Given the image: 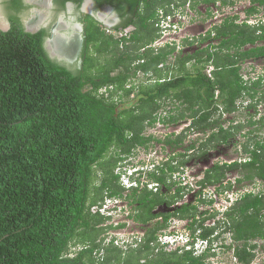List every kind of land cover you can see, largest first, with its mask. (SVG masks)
Masks as SVG:
<instances>
[{"label": "trees", "instance_id": "trees-1", "mask_svg": "<svg viewBox=\"0 0 264 264\" xmlns=\"http://www.w3.org/2000/svg\"><path fill=\"white\" fill-rule=\"evenodd\" d=\"M122 1L135 11L126 24L136 30L124 39L122 48L120 40L106 35L104 25L90 17L81 67L51 58L44 29L26 32L18 20L9 31L0 29V264H207L215 255L211 248L202 253L185 247L168 251L161 244L160 235L173 217L188 220L191 236L198 234L209 244L221 232L231 234L238 262L256 264V241H264L263 191L243 194L225 220L212 226L206 225L210 219L204 216L206 211L199 209V204L207 203L202 191L198 203H185L173 212L155 214L154 210L173 206L190 191L177 187L173 177L197 148L195 142L185 145L192 129L213 131L192 155L195 159L229 143L244 128L242 123L225 128L221 120L223 112L238 111L240 100L263 94V80L246 81L240 63L264 56V45L258 46L264 42V23L253 26L237 23V15L226 18L204 39L214 31L220 39L216 51L179 53L171 60L175 47L156 53L148 46L159 36L161 11L168 15L173 4L185 2ZM251 1L248 15L264 7V0ZM96 2L123 8L121 0ZM220 2L222 7L234 4ZM10 4L21 7L20 0ZM210 63L214 70L209 75ZM170 103L175 107L164 115ZM188 120L191 125L172 136L146 134L158 122ZM257 123L248 121V125ZM252 140L244 144V160L214 164L198 184L221 186L234 170L241 173L235 182L238 187H245V182L264 183V139L255 135ZM154 142L169 147L173 155L124 197L127 189L117 169L128 166L136 150L147 151ZM149 183L157 184L156 191ZM161 186L167 187V194ZM107 199L128 200L134 207L129 218L145 226L144 235L125 242L126 248L116 238L106 242L107 230L114 228L107 224L113 216L102 212Z\"/></svg>", "mask_w": 264, "mask_h": 264}, {"label": "rangeland", "instance_id": "rangeland-1", "mask_svg": "<svg viewBox=\"0 0 264 264\" xmlns=\"http://www.w3.org/2000/svg\"><path fill=\"white\" fill-rule=\"evenodd\" d=\"M231 2L234 3V5L230 7H221L220 10H218V20L216 21L213 19L216 24H219L221 20H223L227 15L231 16H238V19L236 20L238 23H242L241 21H244L245 18L248 19V21H252V19H255L256 22L261 23V21H264V7H260L261 11L260 14L257 15H248L246 12L247 8H249V5L251 3L250 0H231ZM217 6V5H216ZM48 7L39 8L42 12H44ZM206 7V6H205ZM202 8V7H201ZM39 10V11H40ZM46 10V11H47ZM205 8L203 7L201 9V15L202 17H205ZM215 11V9H213ZM37 12V11H36ZM204 12V15L203 13ZM49 13H51L49 11ZM7 14H9V6L4 2V0H0V28L5 29L4 26L6 25V18ZM222 14V16L220 15ZM200 15V17H201ZM259 17V18H258ZM90 17L87 18V22L89 24ZM186 21V20H184ZM205 20L202 19V23ZM2 22V23H1ZM252 21L251 23H253ZM4 23V24H3ZM185 23V22H184ZM183 23V24H184ZM195 21L193 23V26H190L189 28H193L195 25ZM190 23H186L184 26H188ZM201 25V24H199ZM198 25V26H199ZM205 25V24H204ZM189 29L188 27H184V29ZM194 30V29H192ZM200 30V29H199ZM125 32V31H123ZM117 35L119 33L117 32ZM253 66L257 67L259 72L264 74V59L256 62L255 64H252ZM248 69V72H252V68L247 67V64L244 66V69L242 70V73L244 74V70L246 71ZM211 70V69H210ZM254 77V75L250 76ZM263 94L261 97H258L256 99H246L244 102H241V108L239 111H236L232 114H224L222 116L221 123L225 128H227L230 124H233V122L236 123H242L244 124V128H242L241 132H238L236 134V137L232 138L231 141L227 144L221 145L218 148H213L209 150V153L206 157L195 159L192 158L193 154H196V151L198 152L200 147L199 143L203 142L206 138L205 133L202 131H193L188 133V137L186 139L185 145H188L190 143L196 142V150H192L189 155L190 161L184 166V171H182V175L179 178L178 175H175L173 177V181H179L181 180L182 184H177V187L184 186L186 183L189 185L190 191H187L185 193V196L180 199L176 205L172 208H167L165 206L159 207L155 212H163L166 210H174L176 208H179L182 204L185 203H198L197 200L200 199V196L198 195V192L200 190V187L197 185V181L203 178V172L208 169L210 166H212L216 162H233L235 160L240 161L243 160L246 155L243 151L244 144L250 142L252 140V137L257 135L260 139H264V120L261 121V117H264V89L262 90ZM259 96V95H258ZM251 103H258L257 107L255 109L253 108H247V104ZM177 105V104H176ZM167 111H165L163 114L165 115L168 110L175 107L173 104H169L167 106ZM254 116L253 119L258 121L257 125H248V121L251 119V117ZM217 117V116H216ZM254 120V121H255ZM191 121H181L178 124H164L162 122H158L154 127L148 128L146 130V134H154L158 138H164L167 135H171L172 133H179L181 132L186 124H189ZM255 130V131H254ZM249 131H253L250 135H246L249 133ZM172 136V135H171ZM254 141V139L252 140ZM251 141V142H252ZM177 152H180L177 151ZM181 152H184L183 149H181ZM170 155H173L171 149L169 147H164L163 144L154 142L153 145L149 148V150H144L143 148H140L135 151L134 155H132L129 159L128 166L124 165L126 167H123L122 169L129 168L130 166H138L141 167V165L149 166L154 161L158 162L161 159L167 160ZM241 173L239 171H231L227 175L226 182L229 181H235L237 178H239ZM234 184V183H233ZM245 187H240L243 189L241 192L244 193L245 191H254L264 192V183L257 181L255 184H250L249 182L244 183ZM156 186V185H155ZM155 186L153 187V190H155ZM237 187V188H236ZM174 189H176L174 187ZM220 190V189H219ZM225 190V189H224ZM238 186L233 185V189L231 191H219V193L215 190V186H211L207 190L202 191V199L207 201L205 204H199V209L201 211H206L205 217H209L206 221L207 226H212L215 223H217L219 220L224 221V215L221 213L217 214L215 217H210L212 212L218 211V208L224 203L225 194L232 198V200H236L238 198V195L241 193L240 191H237ZM169 190L167 187L161 186V192L163 194H167ZM130 191H125V196L129 194ZM223 194V196H222ZM214 200V203H209L210 200ZM232 203V202H231ZM224 205V204H223ZM122 209V210H121ZM221 209V208H220ZM223 209V208H222ZM134 213V207H132L128 200H118V212H113V219L109 221L107 224H114L113 229H108L105 237L106 242H109L112 238H116L118 240L117 244L120 246H123V248H126V243L128 240L131 241L133 235L137 237H142L143 233L145 231V227L142 225H139V223L135 222L134 219H131L127 217V214H133ZM160 219L155 220L154 222L158 221ZM125 224V227H119L120 224ZM186 224H188L187 220H182L177 217L171 218L169 221L168 227L163 231V234L165 236H170V241L173 239H177V236H181L183 233H188V229ZM152 225V224H151ZM165 240V239H164ZM165 243V241H163ZM256 243L258 244L257 249V258L255 260L256 264H264V241L257 240ZM234 241L232 239L231 234L229 233H223L218 236L217 240L215 241V255L210 257L207 261V264H241L238 262V260L234 257ZM179 244H169V246L166 247L168 251H173L176 247H178ZM205 244H199L198 250L199 253H201L204 248Z\"/></svg>", "mask_w": 264, "mask_h": 264}, {"label": "flooded vegetation", "instance_id": "flooded-vegetation-1", "mask_svg": "<svg viewBox=\"0 0 264 264\" xmlns=\"http://www.w3.org/2000/svg\"><path fill=\"white\" fill-rule=\"evenodd\" d=\"M20 1L21 7L17 9L14 7V5L10 4L13 3V0H4V2L9 6V14H7L6 25L4 26L5 29H0L3 31H9L12 28L13 21L17 20V22L20 23V25L26 32L31 31L34 33H38L44 29L46 31V38L44 40V43L51 58L56 59L59 63L65 64L66 66L71 68L81 67V64L83 62L82 52L85 49L87 42L88 17L93 18L95 21L101 23L102 25H107L108 23H110L115 28L120 29L125 27V25H127L126 23L133 18L132 14H135V11L132 12V7L122 0V9H119L117 5L113 3H104L99 6L96 0H81L80 2L66 1L64 3L63 0ZM251 3L249 7L251 6ZM218 5L220 6V4H215L211 0H205L204 2L200 3L197 8L194 9V12L191 11V9L186 10L184 16H195L196 18H193L192 20L193 23L194 21L196 23L193 28H189L190 26H193V24H191L186 26L189 28L188 30L187 28L181 29L179 35L176 37V39H179L181 42H183V46L185 45L184 50L180 53L181 56L190 54L192 55L207 48L212 51L217 50L220 39L217 38L214 31L210 39H204L209 35L210 32H212L213 28L218 25L213 21V19H215L216 21L218 20V10H220V7ZM233 5L234 4L228 5L227 7L231 8ZM47 6H49L48 10L46 8L47 11L45 10L44 12H42L39 9L40 7L43 8ZM201 7L205 8V17H202L201 15ZM213 9H215V11H213ZM49 11L51 13H49ZM259 12L257 14H260ZM202 13L204 15V12ZM220 15L222 16V14ZM233 17L234 16L227 15L223 20L220 21L219 24L223 23L226 18L232 20ZM189 18L190 19L188 20V22H191V17ZM202 19L205 20L203 23ZM252 21L254 22L251 23ZM252 21H248V19L245 18L244 21L241 22H247L253 26H260L262 23H264V21H261V23H259V21L257 23L255 19H252ZM260 33L261 32L259 31L258 34ZM186 36H191V38L186 41L184 40ZM263 45V41L258 44V46ZM229 46L231 53L233 52V45L229 44ZM248 48L250 47L245 48V50H248ZM262 59H264V56L257 57L256 59L242 60V62L240 63L242 65V70L244 69V66L246 64L247 67L252 68V72H248V69H246V71L244 70V74L252 76L254 71L259 73L258 68L253 66L252 64H255ZM208 68L214 69V65L210 63Z\"/></svg>", "mask_w": 264, "mask_h": 264}, {"label": "clouds", "instance_id": "clouds-1", "mask_svg": "<svg viewBox=\"0 0 264 264\" xmlns=\"http://www.w3.org/2000/svg\"><path fill=\"white\" fill-rule=\"evenodd\" d=\"M205 0H182V2H185V4L184 5H179L178 7L176 6V4H173V6L171 7V11H170V14H165V11L164 12H162L161 11V13H160V18H161V22H160V28H161V30H160V32H159V36L156 38V40L150 45V46H148V48H151V49H154L155 51H156V53H158L159 51H161V50H163V49H169V48H171V47H175L176 48V52H175V54L170 58L171 60H174V59H176V57H177V55L179 54V53H181L183 50H184V47H185V45L183 46V42H181L179 39H176V37L179 35V33H180V31H181V29H184V27H186V26H184L186 23H190L189 25H191V24H193V18H196L195 16H187V17H185L184 15H185V12H186V10L187 9H191V11H193L194 12V9L195 8H197L198 7V5H200V3H202V2H204ZM212 2H214L215 4H220V8L222 7V5H221V0H211ZM216 1V2H215ZM181 2V1H180ZM180 4V3H179ZM196 5V7L195 8H193V5ZM189 17H191V22H188V20L190 19ZM184 20H186V21H184ZM185 22V23H184ZM184 23V24H183ZM103 30H104V32H105V34L106 35H108V36H112L114 39H116V40H120L121 41V47L122 48H124V39H127V40H129L130 38H131V35L134 33V31L136 30V28H135V26H133V25H125V27H123V28H120V29H118V28H115L112 24H110V23H108L107 25H104V28H103ZM108 30H112L114 33H119V32H122L123 33V36H121V37H118L116 34H113V33H108ZM123 31H125V32H123ZM127 32V33H126ZM30 33H34V32H31L30 31ZM189 38H191V36L190 37H188V36H186L185 38H184V40H186V41H188V39ZM126 43H128V41L126 42ZM177 53V54H176ZM214 69H211L210 70V68H208V70H207V73L210 75L211 74V72L213 71ZM252 75H254V77H250V76H248V75H245V74H243V78L246 80V81H250V80H258V79H262L263 81V84H264V74L263 73H261V72H259V73H257L256 71H254V73L252 74ZM101 91L102 92H107V88H103V89H101ZM246 99H250L251 100V98H249V97H246L244 100H246ZM244 100H240V102L238 103V105L240 106L239 107V109L241 108V102H244ZM252 104H254V105H256L255 107H252ZM257 105H258V103H251V102H249L246 106H247V108H253V109H255L256 107H257ZM239 109H238V111H239ZM224 114H226V113H224L223 112V115ZM228 114H232V113H228ZM254 118V116H252L251 117V119H253ZM261 119H262V117H261ZM255 120V119H254ZM256 121V120H255ZM258 122V121H257ZM240 123V122H239ZM233 124L235 125V124H237L236 122H233ZM191 125V122L189 123V124H186V126H185V128L184 129H186L188 126H190ZM183 129V130H184ZM182 130V131H183ZM193 131H196V130H194V129H192V131L191 132H193ZM213 131L212 130H209V131H207V133L206 132H203V133H205V136H206V138H205V140L211 135V133H212ZM236 137V136H235ZM204 140V141H205ZM195 142V141H194ZM230 142V141H229ZM196 143V142H195ZM202 143V142H201ZM201 143H199L200 145H201ZM199 145V146H200ZM224 145V144H223ZM197 146V145H196ZM244 160V159H243ZM163 161H165L164 159H161V160H159L158 162H156V161H154L152 164H150L149 166H144V165H141V167H138V166H130L129 168H125V169H122V168H119V169H117V173H119V174H121V183H122V185L127 189V190H130V189H132V188H136V187H139L140 185H143V183H145L146 181L145 180H147V174L150 172V171H153V170H155V168L158 166V165H160V164H162V162ZM235 161H237V160H235ZM235 161H233V162H235ZM241 161V160H240ZM217 163H232V162H216V163H214V164H217ZM128 164V163H127ZM213 164V165H214ZM212 165V166H213ZM212 166H210V167H212ZM209 167V168H210ZM208 168V169H209ZM207 170V169H206ZM182 171H184L183 169H182ZM182 171H180V172H178V173H176V174H174V177H175V175H178L179 176V178L181 177V175H182ZM236 171V170H235ZM204 173H205V171L203 172V175H204ZM204 177V176H203ZM139 179L142 181V184H141V182L139 181ZM202 179V178H201ZM200 179V180H201ZM200 180H198L197 181V185L200 187V190L199 191H203V190H207L208 188H210L211 186H209V187H207V188H202V186H200L199 184H198V182L200 181ZM145 181V182H144ZM179 182V184H182V182H181V180H179L178 181ZM235 182H236V180L235 181H224V183H223V185H221V186H215V190L219 193V191H231L232 189H233V186L229 189V188H227V187H229L231 184L232 185H236L235 184ZM234 183V184H233ZM156 185V186H155ZM155 186V190H156V188H157V184H155V183H149L148 184V187L150 188V189H153V187ZM184 186H186L187 188H188V190H190L189 189V185L186 183ZM184 186H180V187H184ZM237 188V187H236ZM220 189V190H219ZM225 189V190H224ZM238 189L239 190H237V191H242L243 189H241L240 187H238ZM250 191V190H249ZM252 191V190H251ZM248 191H245L244 193H240L239 195H238V198H236V200H232V198L231 197H229L228 195H226L225 194V198L223 199L224 200V205L222 204L221 206H220V208H218V211H215V212H212V213H214V214H216V216H217V214H219V213H221L222 215H224V218L223 219H225L226 217V212H228L232 207H233V205L235 204V202L243 195V194H245V193H247ZM202 193V192H201ZM198 195H199V192H198ZM202 195V194H201ZM200 196V195H199ZM222 196H223V194H222ZM182 199V198H181ZM207 202V201H206ZM232 202V203H231ZM193 203V202H192ZM209 203H214V200L212 199V200H210L209 201ZM176 204H174L173 206H171V207H168V206H166V205H163V206H165V207H167V208H172V207H174ZM183 205V204H182ZM181 205V206H182ZM160 207H162V206H160ZM159 208V207H158ZM157 208V209H158ZM223 208V209H222ZM112 209H115L114 211H112ZM156 209V210H157ZM177 209V208H176ZM122 210V209H121ZM156 210H154V213L155 214H157V213H160V212H155ZM175 210V209H174ZM174 210H171V211H169V210H166V211H163V212H173ZM102 212L104 213V214H106V215H110V216H113L114 214H113V212H118V200H114V199H112V200H108L107 199V202H106V204L104 205V207H103V209H102ZM129 215H131V214H127V217H129ZM160 219V218H159ZM131 220V219H130ZM161 220V219H160ZM188 221V220H187ZM219 221H221V220H219ZM189 222V221H188ZM137 223H139V225H142V226H144V224H142V223H140V222H137ZM186 226H187V224H186ZM145 227V226H144ZM188 231H190V230H188ZM145 232V231H144ZM143 235H144V233H143ZM215 236H217V235H215ZM137 238H140V237H137V236H135V235H133V237H132V239H131V241L130 240H128L127 242H132V241H134L135 239H137ZM165 239V240H164ZM160 242H161V244L162 245H164V246H169V244H176V243H178L179 244V246L178 247H185L186 249H189V250H194L196 253H199V248H198V246H199V244H205L206 246H205V248H204V250L202 251V252H204L205 250H207L208 248H211V250H212V253H215L214 251H215V241L213 242V244H209V242H208V240H203V239H201L200 237H199V235L197 234L196 235V237H192L191 236V232H188V233H183L181 236H177V239H176V237H175V239H173L172 241H170V236H165V235H160ZM163 241H165V243L163 242ZM118 242V240H116V243ZM178 247H176L175 249H177ZM174 249V250H175ZM201 252V253H202Z\"/></svg>", "mask_w": 264, "mask_h": 264}, {"label": "built area", "instance_id": "built-area-1", "mask_svg": "<svg viewBox=\"0 0 264 264\" xmlns=\"http://www.w3.org/2000/svg\"><path fill=\"white\" fill-rule=\"evenodd\" d=\"M108 33H113V34H116L117 35V33H114L112 30H108ZM117 36L118 37H121V36H123V33L122 32H119V35H117Z\"/></svg>", "mask_w": 264, "mask_h": 264}, {"label": "bare ground", "instance_id": "bare-ground-1", "mask_svg": "<svg viewBox=\"0 0 264 264\" xmlns=\"http://www.w3.org/2000/svg\"><path fill=\"white\" fill-rule=\"evenodd\" d=\"M52 49H53V47H52Z\"/></svg>", "mask_w": 264, "mask_h": 264}]
</instances>
